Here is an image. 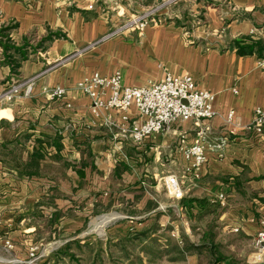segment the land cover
I'll list each match as a JSON object with an SVG mask.
<instances>
[{
    "label": "crops",
    "instance_id": "1",
    "mask_svg": "<svg viewBox=\"0 0 264 264\" xmlns=\"http://www.w3.org/2000/svg\"><path fill=\"white\" fill-rule=\"evenodd\" d=\"M126 1L0 0V28L17 25L10 34L12 41L19 43L34 29L39 38L45 30L63 35L38 52L36 59L24 62L18 76L1 64L0 49V92L34 79L29 96L0 103V144L15 143L28 135L23 143L24 164L36 140L43 147V158L34 163L37 175L30 179L19 177L10 165L0 162V264L19 262L35 232L43 229L40 225L53 240L55 232L65 237L109 201L113 208L122 209L133 194H146L151 186L144 178L158 174L156 168L150 170L153 160L159 161L157 152L170 158L167 162L186 199L219 203L218 196H225L220 203L218 236L245 241L251 254L252 237L264 217V137L259 139L248 128L254 111H264V68L260 66L264 59L240 55L228 47L249 35L264 41L260 11L264 0H192L185 13L166 16L160 12L142 33L133 31L99 42L131 15ZM159 19L164 22L158 23ZM116 71L126 87L157 84L166 75H189L197 89L214 96L215 116L200 125L180 123L138 145L115 139L121 113L109 110L92 117L89 100L75 87L95 73L107 77ZM44 87H61L66 97L51 101L42 93ZM229 111L235 114L234 126L226 124ZM128 116L135 119L133 109ZM199 132L207 161L196 177L178 147L199 140ZM56 137L61 146L58 154ZM118 168L123 171L115 172ZM236 180L242 185L240 192L234 187ZM41 202L45 205L37 208ZM178 211L187 220L186 237L199 242L192 235L196 210L180 206ZM40 214L41 222L35 217ZM57 214L61 218L50 223ZM126 219L131 223L134 218ZM169 222L164 214L158 218L161 227L173 223ZM7 241L13 246L10 250L5 247Z\"/></svg>",
    "mask_w": 264,
    "mask_h": 264
},
{
    "label": "built area",
    "instance_id": "2",
    "mask_svg": "<svg viewBox=\"0 0 264 264\" xmlns=\"http://www.w3.org/2000/svg\"><path fill=\"white\" fill-rule=\"evenodd\" d=\"M182 0H164L160 8H167ZM159 13L147 11L138 16H132L118 24L111 32L99 40L105 41L125 33L136 31L142 33L144 29L158 18ZM158 23L164 22L162 19ZM264 68V60L260 62ZM33 80L29 79L19 84H13L0 92V103H11L21 96H29L33 88ZM78 90L89 100V112L94 118H98L102 111L116 110L121 113V122L115 124L117 132L115 139L138 145L145 139L167 133L180 123L192 122L193 125L207 123L214 118V96L204 90L197 89L193 79L189 75H166L157 84H149L141 87H126L122 82V75L116 71L111 76H101L97 73L82 79L76 84ZM235 92V91H234ZM42 93L51 101H62L66 97V91L61 87L42 88ZM69 108L70 105L66 104ZM133 109L135 119L128 116V111ZM235 114L229 111L226 116V124L234 126ZM108 125L114 124L107 121ZM254 136L264 137V111L256 109L253 120L248 128ZM199 140L190 145L180 144L179 152L188 163V170L196 177L199 168L207 161L205 146L200 139L202 133L197 134ZM164 186L170 198L181 200L184 197L181 183L177 176L169 175L164 179ZM219 203L223 204L224 195H219ZM259 229L252 237V253L249 256L250 263L264 262V217L258 221ZM10 242H5L7 249L11 248ZM30 253L29 257L33 258Z\"/></svg>",
    "mask_w": 264,
    "mask_h": 264
},
{
    "label": "rangeland",
    "instance_id": "3",
    "mask_svg": "<svg viewBox=\"0 0 264 264\" xmlns=\"http://www.w3.org/2000/svg\"><path fill=\"white\" fill-rule=\"evenodd\" d=\"M130 1V3H129ZM164 0H127L126 3L130 5L131 9V15L125 17L121 20V24L126 21L128 18H131L132 16H138L141 15L147 11H155L157 13L163 12L166 14V16H171L174 14L173 12L180 11L181 13H185L186 9L191 5L190 1L192 0H182L178 2L175 5H170L167 8L165 7L160 8L162 5V2ZM194 1V0H193ZM178 9V10H177ZM119 23V24H120ZM118 25V24H117ZM132 32L125 33L126 35H129ZM30 35V33L28 34ZM30 39L27 40L28 43H31L33 46L36 45L39 34L36 29L32 30ZM124 36V35H120ZM37 53L33 56L32 59H36ZM39 57V56H38ZM159 134V135H163ZM160 153V152H159ZM158 155L159 161L155 162L153 160V164L150 170L155 172V168L158 170V176L153 175H147L148 177H145L147 183L151 186L150 189H147L146 194H140V191L133 194L132 201L130 200V203L128 204V207L130 208L127 212L121 211L122 209H117L110 207L108 211L105 213H100L99 215H92L86 221L85 224H80L78 226L79 229L73 228L70 232H66L65 237H57L58 233L59 236L63 233L55 232V238L54 240L51 238V235L49 234L46 227L42 226V230L40 233L35 232V236L32 238L30 246L27 247V250L25 252V255L22 256L21 260L19 262H5L3 264H92V261L94 258H96V254L99 253V260L102 262H96V264H132L128 261H125V258L122 254H113V257L115 258V261H110L111 255L106 254V246L105 244L110 243L111 241H115L116 238L122 236H126L129 233L133 231H140L144 225L151 224V220L146 221V223H141L140 221H143L146 217H149L150 219H153L155 217L156 211H162L164 216L169 219L170 222H173L171 225L167 224L164 228H168L169 231L167 233L168 240H160V245L162 249H165V246L167 245V242L173 241L180 245V247H183L181 237L186 236V222L187 220L183 215H181L180 210V200L172 199L169 197L166 188L164 186V179L169 175H174L172 173V166L170 167V163L167 162V159L170 160L167 154L156 153ZM171 162V161H170ZM156 163V164H155ZM158 163L163 164V167L159 166ZM144 195V196H143ZM150 201L151 203H154V205L157 206V209L152 211L148 216H143V210H145V204ZM111 202V201H110ZM106 205L102 206L104 208ZM101 208V209H102ZM121 208V207H120ZM135 213L134 219L130 223L126 217L129 216L130 212ZM37 217V220L41 222L42 218L41 216H35ZM106 217V221L101 220V218ZM158 221V219H157ZM169 222V223H170ZM218 222V221H217ZM43 224V223H42ZM203 222L196 224H193L192 227H196V229H202ZM160 225V224H159ZM217 225V223H216ZM218 229H215L219 234V231L221 230L219 226H217ZM192 231V235L195 238V241H198L200 239L199 231ZM158 237V236H155ZM165 237V238H167ZM160 238V237H159ZM99 239L101 243H98L97 245L95 243V240ZM42 240V241H41ZM72 240H79L81 244H91L92 246L90 248H82L81 250H78L76 246H73L70 248L69 253H72L75 255V257L68 258L65 257L62 260H55L54 258L52 260L49 259L50 254L53 251H56L60 247H63V245ZM189 240V239H188ZM192 240V239H191ZM110 241V242H109ZM193 241V240H192ZM216 242H221L223 245L222 251L225 255L230 257L234 264H249V252L248 247L245 241H232V238H228V236L220 240L219 236ZM41 244V245H40ZM13 248V246H11ZM10 248V249H11ZM7 249V248H6ZM7 249V250H10ZM102 250L103 252H98L99 250ZM129 252L132 256H141L142 263L143 264H209L207 255L201 254L199 255H184L180 258H177V260H172L174 257L172 256H166L164 255L160 259H156L153 261L149 257H145L139 249H136L135 251H132L131 248H129ZM30 253H33V258H30ZM252 253V247L251 252ZM249 254V255H248ZM248 255V256H247ZM191 256H196L197 260H191ZM247 257V258H246ZM49 259V260H47ZM133 259V257L131 258ZM247 261V262H246ZM249 261V263H248ZM134 264V263H133ZM252 264V263H250ZM254 264H260V263H254Z\"/></svg>",
    "mask_w": 264,
    "mask_h": 264
},
{
    "label": "trees",
    "instance_id": "4",
    "mask_svg": "<svg viewBox=\"0 0 264 264\" xmlns=\"http://www.w3.org/2000/svg\"><path fill=\"white\" fill-rule=\"evenodd\" d=\"M260 11L264 14V9H260ZM17 28L16 24H8L2 28H0V49L2 50L1 54V64L8 67L10 69V73L13 76L19 75V70L22 64L35 55V53L42 52L46 49L47 44L53 42L54 40L60 39L63 37L59 32H52L49 30H45L44 36L38 39L35 46L31 43H28L29 37H32L31 34L22 38V40L17 43L10 39V34L13 30ZM228 49L235 50L240 55L252 56L256 55L259 59H264V41L262 39L253 40L252 35L247 37H243L240 41H234L228 47ZM29 139L28 135H24L19 140H16L15 143L10 144H0V162L7 163L10 165L13 170L17 173V175L21 178L30 179L31 176L37 175L34 169V163L37 160L43 158V147L42 142L39 140L35 141V149L31 155H29V161L24 164L21 161L22 154L25 152V147L23 145ZM59 137H56L54 140V147L58 154L61 146L59 143ZM21 142V143H20ZM123 168V167H122ZM124 169V168H123ZM123 171L121 168L116 169L115 172L120 173ZM235 189L240 192V188L242 185L239 181L236 180L234 183ZM142 196L143 191H140ZM45 205L44 202H41L36 205V207H42ZM180 206L186 208H191L196 210V214L194 215V219L196 224L203 222L202 229H196V227H192V231H199V242L192 243L188 240L186 236L181 237L183 247L176 242L169 241L165 246V249L161 248L160 240L166 239L168 240L167 233L169 231L168 228L161 227L157 221L160 217L161 213L156 211L155 217L150 219L146 217L141 223H146V221L151 220V224L144 225V227L140 231H133L128 235L116 238L115 241H109L110 243L105 244L106 246V254L109 256L110 261H115L113 254H122L125 258V261L134 264H143L142 258L139 255L132 256L129 252V248L132 251L139 249L145 257H149L152 260V263L156 259H160L164 255L166 256H174L172 260H177L184 255H207L209 264H223L227 262L228 264H234L232 259L224 254L222 251L223 245L221 242H216L218 233L214 231L218 229V225H216L220 214L223 211V207L220 206V203L212 202L207 199H186L183 197L180 200ZM112 207V202H108L106 206L102 209H96L94 211V215H99L100 213H105ZM130 208L125 207L121 211L127 212ZM157 206L154 203L148 201L145 204V210H143L144 214L149 215L152 211L156 210ZM130 211V210H129ZM135 213L132 211L129 214V218H134ZM39 216L43 217V214ZM61 218L60 214L53 215L51 217L50 223L56 221V219ZM158 236V237H155ZM160 237V238H159ZM167 237V238H165ZM95 243H101L99 239L95 240ZM76 246L78 250L82 248H90L91 244H81L79 240H72L66 242L63 247H60L56 251H53L50 254L49 259L52 260H62L65 257L74 258L75 255L69 253L70 248ZM98 252H103L101 249ZM132 253V252H131ZM133 257V259H131ZM99 258V253L96 254V258L92 261V264H96V262H102ZM47 259V260H49Z\"/></svg>",
    "mask_w": 264,
    "mask_h": 264
},
{
    "label": "bare ground",
    "instance_id": "5",
    "mask_svg": "<svg viewBox=\"0 0 264 264\" xmlns=\"http://www.w3.org/2000/svg\"><path fill=\"white\" fill-rule=\"evenodd\" d=\"M101 220L106 221V217L101 218Z\"/></svg>",
    "mask_w": 264,
    "mask_h": 264
},
{
    "label": "water",
    "instance_id": "6",
    "mask_svg": "<svg viewBox=\"0 0 264 264\" xmlns=\"http://www.w3.org/2000/svg\"><path fill=\"white\" fill-rule=\"evenodd\" d=\"M260 264H264V262L260 263Z\"/></svg>",
    "mask_w": 264,
    "mask_h": 264
}]
</instances>
